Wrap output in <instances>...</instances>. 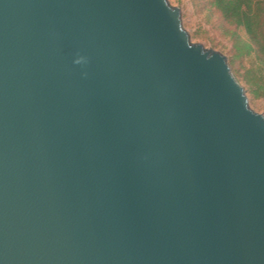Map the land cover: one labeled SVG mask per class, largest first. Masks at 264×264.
I'll return each mask as SVG.
<instances>
[{
	"label": "water",
	"instance_id": "95a60500",
	"mask_svg": "<svg viewBox=\"0 0 264 264\" xmlns=\"http://www.w3.org/2000/svg\"><path fill=\"white\" fill-rule=\"evenodd\" d=\"M0 264H264V116L169 0H0Z\"/></svg>",
	"mask_w": 264,
	"mask_h": 264
},
{
	"label": "trees",
	"instance_id": "16d2710c",
	"mask_svg": "<svg viewBox=\"0 0 264 264\" xmlns=\"http://www.w3.org/2000/svg\"><path fill=\"white\" fill-rule=\"evenodd\" d=\"M198 1L211 18L217 19V30L231 42V63L242 65V78L249 92L263 99L264 0Z\"/></svg>",
	"mask_w": 264,
	"mask_h": 264
},
{
	"label": "rangeland",
	"instance_id": "374dc122",
	"mask_svg": "<svg viewBox=\"0 0 264 264\" xmlns=\"http://www.w3.org/2000/svg\"><path fill=\"white\" fill-rule=\"evenodd\" d=\"M169 2L172 6L180 9L183 27L190 34L192 43L202 44L205 48L221 52L228 58L234 76L247 91L251 109L264 116V98L256 99L251 95L242 78L244 73L242 65L239 62L234 65L231 63L230 50L232 44L217 30V19L211 18L203 10L198 0H169ZM244 64L248 65V63Z\"/></svg>",
	"mask_w": 264,
	"mask_h": 264
}]
</instances>
